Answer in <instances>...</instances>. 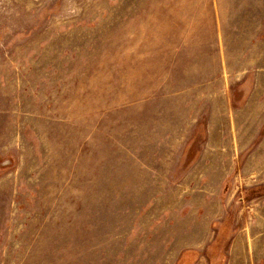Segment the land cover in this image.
Returning a JSON list of instances; mask_svg holds the SVG:
<instances>
[{"label":"rangeland","instance_id":"obj_1","mask_svg":"<svg viewBox=\"0 0 264 264\" xmlns=\"http://www.w3.org/2000/svg\"><path fill=\"white\" fill-rule=\"evenodd\" d=\"M0 264H264V0H0Z\"/></svg>","mask_w":264,"mask_h":264}]
</instances>
